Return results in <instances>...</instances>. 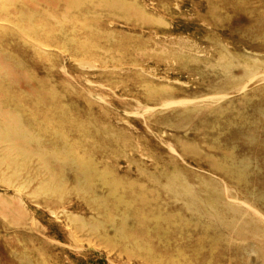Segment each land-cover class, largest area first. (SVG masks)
Instances as JSON below:
<instances>
[{
  "label": "rangeland",
  "instance_id": "obj_1",
  "mask_svg": "<svg viewBox=\"0 0 264 264\" xmlns=\"http://www.w3.org/2000/svg\"><path fill=\"white\" fill-rule=\"evenodd\" d=\"M0 264H264V0H0Z\"/></svg>",
  "mask_w": 264,
  "mask_h": 264
},
{
  "label": "bare ground",
  "instance_id": "obj_2",
  "mask_svg": "<svg viewBox=\"0 0 264 264\" xmlns=\"http://www.w3.org/2000/svg\"><path fill=\"white\" fill-rule=\"evenodd\" d=\"M14 16H15V14H14ZM243 168L245 169L244 165H242V169L240 171L239 170L236 171V167L232 168V169H228V170L224 169V174H225V176L227 178H229L231 181H233L238 187H241V188H243V189L248 191V190L251 189V185L254 182V180L253 179L250 180L249 178H247L249 176H247L246 174L244 175ZM255 177H257V176H255ZM210 194H212V193H210ZM160 195L161 194H156L155 193V195H152V197H150V198H148V197L147 198H143L142 199L143 203H153V204H158L159 205L160 204L159 202L161 200V196ZM252 203H254V201ZM214 231L215 230H214L213 226L208 227V229H207V234L208 235L203 237V240L205 241V243H207V246H206L205 250L203 249L204 253H206V255H205L206 259H210L211 261L222 260V259L227 258L228 254L230 253V251H233V250H234L235 254L238 255V256H239V254L242 253V250H241L240 247L233 246L232 244H230L228 242L227 243H223L222 240H221V236H218L217 234H215Z\"/></svg>",
  "mask_w": 264,
  "mask_h": 264
}]
</instances>
